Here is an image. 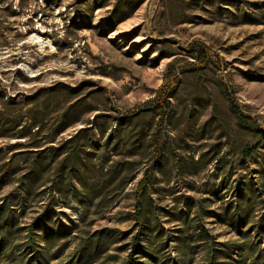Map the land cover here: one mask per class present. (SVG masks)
<instances>
[{
    "label": "rangeland",
    "instance_id": "obj_1",
    "mask_svg": "<svg viewBox=\"0 0 264 264\" xmlns=\"http://www.w3.org/2000/svg\"><path fill=\"white\" fill-rule=\"evenodd\" d=\"M0 81L6 97L17 100L58 83L78 88L97 111H140L148 133L156 102L167 99L160 160L146 194L159 207L166 256L176 257L172 239L180 225L165 210L178 193L206 198L207 209L220 212L233 201L236 181L250 179L255 195L240 201L242 212L249 223L264 221V144L247 159L240 155L264 130V0H0ZM49 107L51 117L54 100ZM238 113L254 127L238 124ZM17 140L23 141L0 138V150ZM140 157L133 179L87 213L73 201L55 206L47 225H62L68 234L49 251L58 253L48 264H124L136 228L132 193L149 154ZM220 181L226 187L216 194ZM9 194H18L15 181L0 190V198ZM45 201L29 197L23 225ZM227 222L201 220L215 241L236 242V226ZM105 228L116 236L106 252L82 250V241ZM250 239L264 248V231L250 229ZM206 261L198 248L193 264Z\"/></svg>",
    "mask_w": 264,
    "mask_h": 264
},
{
    "label": "trees",
    "instance_id": "obj_2",
    "mask_svg": "<svg viewBox=\"0 0 264 264\" xmlns=\"http://www.w3.org/2000/svg\"><path fill=\"white\" fill-rule=\"evenodd\" d=\"M1 88L0 81V138L23 141L17 140L6 151L0 150V190L15 181L18 191L16 196L0 198V264H48L58 253L56 250L49 254V251L68 234L62 225L56 228L47 225L56 213L55 206H68L73 201L87 213L91 203L98 205L111 199L133 179L144 154H149V160L132 193L136 228L130 236L124 264H193L200 247L207 258L206 264L264 262V248L250 239V229L256 233L264 231V221L249 223L248 212H242L244 206L240 204L244 198L255 195L250 179L236 181L231 187L233 201L227 202L220 212L207 209L206 198L186 193L174 195L175 205L166 209L165 215L168 221L180 225L172 239L176 257L164 254L168 252L163 240L166 230L158 220V205L151 207L146 194L160 160L167 99L156 102L157 120L148 133L138 122L140 111L112 114L97 111L79 96L78 88L62 83L38 89L20 100L6 97ZM61 97L63 103L59 105ZM53 100L57 110L48 117ZM95 111L91 119L85 117ZM236 119L241 126L254 127L240 113ZM75 125L81 126L56 142L59 134ZM258 135L256 142L240 148L242 159L249 158L264 144V130ZM19 160L23 165L19 166ZM49 170L50 176L46 175ZM225 187L224 181H220L215 193L219 194ZM30 196L46 201L28 224L23 225L21 220ZM212 216L219 222L228 220L227 224H234L238 240L215 241L201 224V220ZM243 224L244 230L240 229ZM115 242L113 229L105 228L91 233L88 242L82 241L81 248L104 253ZM82 255L77 253L75 260Z\"/></svg>",
    "mask_w": 264,
    "mask_h": 264
}]
</instances>
